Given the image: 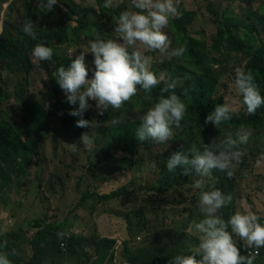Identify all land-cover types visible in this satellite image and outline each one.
Masks as SVG:
<instances>
[{
	"label": "rangeland",
	"instance_id": "1",
	"mask_svg": "<svg viewBox=\"0 0 264 264\" xmlns=\"http://www.w3.org/2000/svg\"><path fill=\"white\" fill-rule=\"evenodd\" d=\"M7 1L2 9L0 7V23H5L0 34L1 42L16 35L12 24L21 28L26 21L24 1ZM181 2L185 10L192 14L186 21L187 33L182 31L180 18L170 20L164 31L171 41L169 51L183 46L185 54L177 58L161 55L159 52H146L153 58L151 70L157 73L158 78L163 77L161 82L167 84L176 81L177 87H181L193 77L192 60L187 57L188 36L208 45L210 55L216 59L215 73L225 74L224 80L234 73L236 67H242L245 59L256 48L264 45V0ZM32 3L42 8L37 0H32ZM119 3V7L109 8L106 17L89 16L91 22L102 30L104 39L114 37L118 12L131 9L128 0H119ZM65 4L72 5L73 10H77L75 6H95L93 0H59L51 11V19L63 13L59 7ZM56 7L58 11L55 10ZM95 10L100 14L98 5ZM74 20H77L76 16L73 17V22ZM75 24L70 23L73 27ZM227 24H237L232 35L238 44L249 46L252 43L254 47L249 51L239 50L226 39L221 45V52L213 53L211 48L217 39L218 28ZM50 25L48 29H53V22ZM254 28H257V32H254ZM90 29L93 31L94 27L91 26ZM88 34L80 33L76 37L68 33L67 43L54 45L53 52L71 60L79 52L87 51V41L91 39ZM85 55L90 79L94 68L91 63L93 56L91 53ZM31 59L33 65L28 75L23 72L20 64L12 61H6V66L0 71V121L11 122L25 142L13 169L8 167L7 161L0 163V216H11L10 212L13 211L15 216L11 217L18 220L21 212L27 210L28 206L33 207L34 203L37 207L40 206L41 215L50 216V210L55 208L61 221L68 218L74 225L83 220L90 221V231L96 230L97 234L102 235L99 232L101 229L104 234L110 231V235L106 237L115 238V234L120 235V232L135 252L150 248L154 254H165L172 247L196 249L199 234L192 231V225L203 218L198 207L200 191L218 188L225 194H231L232 202L219 212L225 220L232 207L234 213L252 211L262 214L264 211V155L256 157V161L261 159L260 167H256V162H250L245 168L242 164L239 165L235 190L229 187L232 179L224 173H212L202 189H194L195 177L184 176L180 169L169 173L166 168L167 159L179 145L183 144L184 150L188 151L217 137L219 131L215 126H210L208 133L202 129L188 134L185 132L188 126L181 123L179 128L173 127L170 140L159 147L141 148L133 154L118 153L114 158L107 159L105 152L110 148L105 142V129L125 120L128 117L126 111L134 116L136 113L142 114V110H137V107L127 108L124 104L120 109L107 106L103 109L104 115H98L95 102L90 100L92 107L84 118L93 120V126L78 128L75 126L78 118L68 115L72 106L66 103L62 90L56 93L51 84L50 75L55 71L51 61H38L32 56V52ZM19 85L20 98L17 97ZM226 96L233 111L246 109L233 87ZM85 133L92 140L90 148H85L81 141V136ZM257 147L264 149V126L244 149L253 148L252 154L256 155ZM27 162L28 165L24 167ZM110 172L114 173L108 175ZM115 175H119L117 181L112 180ZM126 184L130 186L128 194L117 200L101 202L98 200L100 198L90 197L80 204L82 194L86 192L95 191V194L101 195ZM7 229L10 230L9 227ZM95 255V261L92 260L91 263L99 264L100 261L103 264L112 253L103 248ZM121 259V256L118 260L116 257L117 262H121Z\"/></svg>",
	"mask_w": 264,
	"mask_h": 264
},
{
	"label": "clouds",
	"instance_id": "2",
	"mask_svg": "<svg viewBox=\"0 0 264 264\" xmlns=\"http://www.w3.org/2000/svg\"><path fill=\"white\" fill-rule=\"evenodd\" d=\"M59 0H37L45 11H52ZM131 9L120 12L113 30L114 37L104 39L100 32L93 33L87 41V51L79 52L65 67L61 65L53 74L56 83L72 110L68 115L77 117L75 126L91 128L93 120L85 119V113L94 101L98 115H104L107 106L120 109L137 94L138 86L145 92L161 83L163 77L151 70L152 57L146 52H159L161 55L182 57L186 49L183 46L172 48L169 36L164 31L170 20L182 16L179 10L181 0H130ZM119 0H104L103 7H119ZM36 25L27 20L21 30L32 39H36ZM3 28L0 26V34ZM86 53L93 56L92 77L89 79V66ZM32 56L38 61H48L53 57V49L43 42L37 43ZM177 82L167 83L161 89L158 101L142 116L136 130L140 142L151 140L165 143L173 136V127L179 128L188 111L185 101L173 91ZM234 87L242 97V103L249 115L264 106V96L250 69L236 67ZM168 93V95H164ZM232 107L228 103L218 104L205 117V124L211 123L218 128L231 120ZM62 114V113H61ZM251 131L241 127L226 138H213L201 148L184 150L181 144L166 161L169 173L182 170L184 176H193L194 189H202L214 170H219L232 178L243 162L245 152L242 149L249 141ZM85 148L92 146L91 138L85 133L81 136ZM261 159L256 161L260 167ZM232 202L231 194H225L218 188L200 191L198 207L202 219L192 225V231L199 234L195 252L177 254L167 264H254L259 249L264 248V223L261 217L252 211H236L227 220L220 210ZM58 235H61L58 233ZM15 255V249L0 252V264H12L9 255Z\"/></svg>",
	"mask_w": 264,
	"mask_h": 264
},
{
	"label": "trees",
	"instance_id": "3",
	"mask_svg": "<svg viewBox=\"0 0 264 264\" xmlns=\"http://www.w3.org/2000/svg\"><path fill=\"white\" fill-rule=\"evenodd\" d=\"M23 1L25 20H32L36 25L35 30L37 38L32 39L31 37L27 36L19 26H17L16 24H12V26L15 28L16 35L8 38L10 36L9 31V36L7 37L8 39L2 42L0 41V71L6 66V61H12L15 64H20L22 66L23 72L28 75L33 65L31 52L33 51V48L37 43L43 42L46 46L51 48L55 47L54 45H64L67 43L68 33H71V35H75L76 37L80 33H89L88 36L90 38H93V33H101L102 30L93 22H91L89 16L101 18L106 17L109 14V8L103 7L104 0H93L95 2V6L80 8L75 6L77 10H73V6L69 4L60 5L59 8L63 13L60 14L59 17L51 19V11H45L43 7H36V4H33L32 0ZM7 2V0L3 2L2 0L0 1L1 9L7 4ZM97 5L99 6L100 14H98L95 10ZM55 10L58 11V8L56 7ZM179 10L182 12V16L179 19V24L182 26V31L184 33H187L186 21L189 20V17H191L192 14L185 10L182 2L179 5ZM118 13L120 14V12ZM75 16L77 20H74L75 22H73V17ZM43 17L44 20L42 19ZM50 22H53V29H48V26H51ZM2 23V25L4 26L5 23ZM70 23L76 24L73 27L72 25H70ZM91 26L94 27L93 31H91L90 29ZM237 27V24H227L219 27L217 32V39L214 42L211 51L213 53H220L221 45L225 42L226 39L231 41L232 46L238 48L239 50L246 49L249 51L251 47H254L252 43L249 46L246 44H238L237 39L232 35V30L236 29ZM254 32H257V28H254ZM187 40V57L190 59V61L192 60L193 77L187 80L183 86L176 87L173 91H175V93L185 101L188 107V111L186 112L184 119L181 121V123H183L182 125L188 126L185 128V132L188 134H192L204 129L208 133L210 126L214 125L211 123L205 124V117L214 110V107L216 105L223 103L229 104L228 97L226 95L228 94L231 87L235 89L234 73H232L227 78V80H224L225 74L217 75L215 73L214 66H216V59L210 55L208 45L203 41L189 36L187 37ZM262 44H264V42H262ZM50 61L53 64V68L55 70L54 73L61 65L66 67L71 62L70 59L60 57L54 52L53 57ZM242 67H244L245 69H250L252 71L253 75L255 76L256 83L260 89L261 95L264 96V45H262L260 48H256L254 53H252L245 59V63ZM155 74L157 75V73ZM50 81L52 86L55 88L56 93L61 91L60 87L56 83L53 74L50 75ZM165 86L166 84L164 82H161L157 85V87L152 89L151 92H145L138 86L137 94L125 104L127 108L137 107V110H142V114L136 113L133 116L126 111L128 117L125 120H121L113 126L107 127L105 129V142L110 148L105 152V158H114L118 153L133 154L141 148L151 149L165 144L154 143L151 140L140 142L137 140L135 134L137 128L141 123L142 116L158 101L160 95L162 94L161 89ZM17 95L18 98L21 97V85L17 87ZM164 95H168V93H164ZM238 99H240L241 104L243 105L242 97L239 94ZM263 126L264 106L259 108L254 115H249L246 109L240 110L238 112L232 111L231 120L224 122L218 128L215 127L219 131V134L217 137L213 138H217V143H219L220 139L226 138L228 135L234 134L237 129L244 127L251 131V135L247 143L249 144L254 138V135L262 131ZM213 138H211L210 141L201 143L200 147L198 148H201L202 150V145L205 143H210ZM24 144L25 142L23 141L20 132L11 122L0 121V163L2 161H7L8 167L13 169L15 167L16 160L18 159L17 156L23 149ZM244 147L245 145L242 146V149L246 154L243 158V162L241 163L244 168L248 166L250 162L255 163L257 156L264 155V149H259L260 147L256 148V151L258 152V154L256 155L252 154L253 148L245 150L246 148L244 149ZM27 165L28 162L24 164V167H26ZM113 173L114 172H110L108 175ZM213 173L222 175V172H220L219 170H214ZM238 177V173L235 172V175L231 178V182H229V187L231 188V190H235V180H237ZM118 178L119 175H115L112 180L117 181ZM129 189V184H126L117 190H113L101 195L95 194V191L93 193L86 192L85 194H82L80 204L90 197L100 198L98 200L101 202H110L113 200H117L122 196H126ZM94 200H96V198H94ZM233 200V203L235 204L236 198H234ZM232 214H234V207H232L230 212L227 213L226 220ZM258 215L261 217L260 222L264 223V211L262 212V214ZM41 223L42 221L37 222V227L41 229L32 237L31 240L32 249L35 254L39 253L40 249L38 245V239L42 235L45 237L49 235L52 236L53 240L51 242H48V244H50L51 247H53L59 254L62 255L68 254L70 256H73L74 254H79L86 246H88V243H90L89 246H93L95 243L97 252H100L103 248H108L109 251H112L114 246L119 245V248L121 250L119 253V257L121 256L122 260L125 261L126 264H167L168 260L177 254H188L195 252L196 250L193 248L189 250L172 247L171 250L165 254H154L150 248H145L144 250L135 252L131 249V247H129L128 240H117L116 238L106 236H102L101 238L100 234H98L99 236L95 234L86 238L83 236L77 237L75 235H72L70 237L65 235L62 230H58V226L49 224L40 227ZM61 229H63V227H61ZM58 233H60L61 235H58ZM63 244L65 245V247H62ZM14 245L18 246L20 245V243L18 241L15 242V240L13 239L9 244H5V242L1 240L0 252L11 253V251L15 249L13 247ZM10 247L11 249L9 250ZM260 252L262 260L261 262H257L254 264H264V248L260 249ZM113 257L115 258V252L113 254ZM9 259L12 261V264H24L20 262L21 258H18L16 254H10ZM86 259L91 260L90 256L84 257L83 260ZM27 264L36 263L32 260Z\"/></svg>",
	"mask_w": 264,
	"mask_h": 264
},
{
	"label": "crops",
	"instance_id": "4",
	"mask_svg": "<svg viewBox=\"0 0 264 264\" xmlns=\"http://www.w3.org/2000/svg\"><path fill=\"white\" fill-rule=\"evenodd\" d=\"M2 24L3 23H1V25ZM40 202L41 200L39 199V204ZM32 205L33 207L28 206L27 210L21 212L20 218H18V220L13 218L15 216V212L13 211L10 212L11 216L13 217L8 214H3L0 216V242L1 240H3L5 244H9L10 242H12L13 239L15 240V242L18 241L20 243V245H18L19 247L17 245H14L13 247L15 248L17 257L21 258L20 262L27 264L33 260L36 264H92L91 262L96 256L95 254L98 253L96 250L95 243L93 246H89L90 243H88V246H86L79 254H74L73 256H70L68 254L62 255L59 254L57 250H55L53 247H51L50 244H48V242H51L53 240V237L50 235L46 237L42 235L38 239V245L40 250L39 253L35 254L32 249L31 240L32 237L41 229L37 227V222L39 221H42L40 227L52 224L54 226H58V230H62L65 235L70 237L72 235H75L77 237L83 236L86 238L95 234L97 236L99 235L95 232L96 230L90 231V221L83 220L80 223L74 225L71 223V221L68 220V218H65L63 221H61V219L58 218L59 213L55 210V208L50 210L51 214L50 216H47V214L41 215L39 213L40 206L37 207V204L34 203ZM14 210L17 211V209L15 208ZM78 214L80 213L78 212ZM75 218L77 219V217ZM43 221L45 222L43 223ZM73 221L74 219H72V222ZM82 223L84 224V226ZM7 227H9L10 230H8ZM61 227H63V229H61ZM99 232L105 236L110 235V231L104 234V232H102V230L100 229ZM119 234L120 235L115 234V238L117 240L124 239L121 236L120 232ZM102 235L100 236L101 238ZM118 236L120 237L118 238ZM11 247L9 248V250L11 249ZM106 250L108 252H111L112 256H109V258L106 259L103 264H126V262L122 259L121 262H117V260L120 259L119 253L121 251L119 245L114 246L112 251H109L108 248ZM114 252L115 258L113 257ZM86 256H90L91 260H83ZM98 263L101 264L100 261H98Z\"/></svg>",
	"mask_w": 264,
	"mask_h": 264
},
{
	"label": "built area",
	"instance_id": "5",
	"mask_svg": "<svg viewBox=\"0 0 264 264\" xmlns=\"http://www.w3.org/2000/svg\"><path fill=\"white\" fill-rule=\"evenodd\" d=\"M130 1V0H129ZM130 5H131V2H130ZM2 23V22H1ZM1 23H0V26H1ZM62 247H65V245L63 244ZM259 251V255L257 257V260L254 262V263H257V262H261L262 260V256H261V252H260V249L258 250Z\"/></svg>",
	"mask_w": 264,
	"mask_h": 264
}]
</instances>
